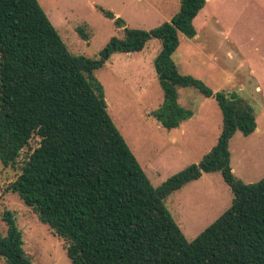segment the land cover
Returning <instances> with one entry per match:
<instances>
[{
    "label": "trees",
    "instance_id": "1",
    "mask_svg": "<svg viewBox=\"0 0 264 264\" xmlns=\"http://www.w3.org/2000/svg\"><path fill=\"white\" fill-rule=\"evenodd\" d=\"M207 0H180L167 21L149 29L127 26L97 57L71 52L38 0H0V162L19 172L6 191L17 193L64 241L72 264H264V176L246 183L232 171L229 141L256 128L243 97L214 92L178 70L172 56L180 35L193 38V20ZM77 31L84 38L82 27ZM160 42L153 60L163 91L152 114L167 129L192 110L178 101L179 87L214 97L222 114L215 144L196 163L154 186L114 124L104 88L95 77L116 52H139ZM219 171L232 193L230 206L188 240L165 198L206 172ZM0 257L36 264L10 210L3 212Z\"/></svg>",
    "mask_w": 264,
    "mask_h": 264
},
{
    "label": "rangeland",
    "instance_id": "2",
    "mask_svg": "<svg viewBox=\"0 0 264 264\" xmlns=\"http://www.w3.org/2000/svg\"><path fill=\"white\" fill-rule=\"evenodd\" d=\"M38 1L68 49L89 57H97L111 36L123 34L97 5L121 16L127 26L144 29L169 20L180 5V0ZM193 23L195 37L180 35L172 58L181 73L200 79L214 92L237 94L253 107L256 128L246 136L235 132L229 150L234 174L246 183L255 182L264 176V0H207ZM159 48V40L151 39L139 52H116L94 73L103 85L108 113L154 186L198 162L215 144L222 126L215 98L193 87L178 88V101L192 116L175 128L160 124L152 114L163 100L153 66ZM173 138L177 141L172 145ZM18 172L0 162V232L6 231L3 212L10 210L22 231L23 247L36 264H72L63 239L17 193L6 191ZM231 200L230 188L214 171L171 192L165 204L192 240ZM0 264H7L2 257Z\"/></svg>",
    "mask_w": 264,
    "mask_h": 264
},
{
    "label": "crops",
    "instance_id": "3",
    "mask_svg": "<svg viewBox=\"0 0 264 264\" xmlns=\"http://www.w3.org/2000/svg\"><path fill=\"white\" fill-rule=\"evenodd\" d=\"M194 37H195V36H194ZM176 141H177L176 138H173V139H172V145L175 144Z\"/></svg>",
    "mask_w": 264,
    "mask_h": 264
}]
</instances>
